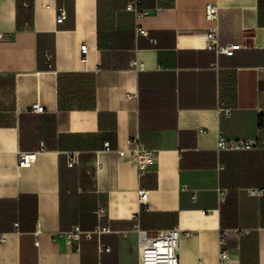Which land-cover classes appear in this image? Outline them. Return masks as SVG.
Here are the masks:
<instances>
[{"label":"crops","instance_id":"crops-1","mask_svg":"<svg viewBox=\"0 0 264 264\" xmlns=\"http://www.w3.org/2000/svg\"><path fill=\"white\" fill-rule=\"evenodd\" d=\"M130 1L0 0V264H140L139 229L175 226L180 264H221V227L241 230L226 264H264V195L250 191L264 149H217L222 134L264 138V0H218L233 55L205 47L208 0H141L142 16ZM138 143L156 150L143 177L118 153ZM99 224L92 239L60 235Z\"/></svg>","mask_w":264,"mask_h":264},{"label":"built area","instance_id":"built-area-1","mask_svg":"<svg viewBox=\"0 0 264 264\" xmlns=\"http://www.w3.org/2000/svg\"><path fill=\"white\" fill-rule=\"evenodd\" d=\"M141 0H131L127 4V9L132 10L138 16H142L146 11L140 7ZM205 18L208 21H214V24L206 30L204 35L205 47L215 51L218 54L233 55L237 49L241 47L238 42H231L222 44L219 39V26L217 24V19L219 16V5L218 0H208L204 7ZM66 18V9L64 7L60 8L59 14L57 16V22L61 23ZM138 34H148V31L142 26L137 27ZM3 34L0 33V38ZM81 61H88L89 46L88 43L83 42L81 44ZM31 111L36 113H41L45 111V107L39 101L34 102L31 105ZM259 114L264 121V108L259 109ZM132 140L138 141V136L132 137ZM106 148H109V143H105ZM217 149L219 151H252L264 149V138L260 137H250L242 139H231L227 138L225 135H220L217 140ZM119 155L128 154L131 160L136 165L138 175L143 177L149 171V169L156 162V150L144 147L141 143H138L134 148L125 151L119 150ZM37 153L34 151H21L19 153L18 165L20 167H27L36 158ZM79 162V152L71 150L67 153V165L73 167ZM183 188L186 185L182 186ZM251 193L254 195H264V188H252ZM148 199V191L145 189L139 190V203L141 205H146ZM103 212V210H99ZM18 226V223H15ZM109 228L105 225H97L94 229H83L80 225H74L70 229L62 231L61 236L69 242L74 240H80L82 238L92 239L94 234H100L102 232L108 231ZM241 230L237 227H221L219 242H220V261L221 264H226L229 258L228 251V240L232 235H239ZM140 236V264H180L179 261V249L180 240L182 236V231L178 226L160 229L157 231H148L139 229ZM7 234L0 233V241H6ZM99 250H110V247L99 244Z\"/></svg>","mask_w":264,"mask_h":264},{"label":"trees","instance_id":"trees-1","mask_svg":"<svg viewBox=\"0 0 264 264\" xmlns=\"http://www.w3.org/2000/svg\"><path fill=\"white\" fill-rule=\"evenodd\" d=\"M260 124L262 127H264V121L263 120L260 121ZM260 188H263V187H260Z\"/></svg>","mask_w":264,"mask_h":264},{"label":"rangeland","instance_id":"rangeland-1","mask_svg":"<svg viewBox=\"0 0 264 264\" xmlns=\"http://www.w3.org/2000/svg\"><path fill=\"white\" fill-rule=\"evenodd\" d=\"M75 151H76V150H75ZM68 152H69V151H68ZM68 152H67V153H68ZM78 152H79V151H78ZM66 155H67V154H66Z\"/></svg>","mask_w":264,"mask_h":264}]
</instances>
